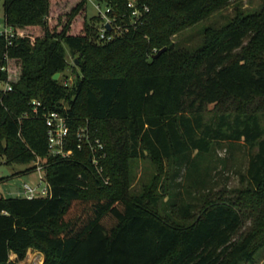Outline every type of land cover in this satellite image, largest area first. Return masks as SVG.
<instances>
[{
  "label": "trees",
  "instance_id": "trees-1",
  "mask_svg": "<svg viewBox=\"0 0 264 264\" xmlns=\"http://www.w3.org/2000/svg\"><path fill=\"white\" fill-rule=\"evenodd\" d=\"M89 1H3L15 36L9 44L0 35V80L13 69L18 77L0 99V161L34 169L36 157L48 155L33 100L68 117L65 148L73 152L49 156L50 197L0 195V264H16L10 255L21 259L29 249L44 254L43 264L254 263L264 247V108L254 105L264 99V0L206 27L196 49L172 36L231 0H137L149 7L143 24L119 34L107 27L105 39ZM92 1L115 23L130 22L129 0ZM67 51L78 57L70 86L53 78L70 66ZM79 127L104 143L108 183L90 144L77 147ZM224 141L256 148L237 195L197 208L152 189L130 192V159H172L175 175L199 174L201 159ZM247 220L254 226L242 232Z\"/></svg>",
  "mask_w": 264,
  "mask_h": 264
},
{
  "label": "rangeland",
  "instance_id": "rangeland-1",
  "mask_svg": "<svg viewBox=\"0 0 264 264\" xmlns=\"http://www.w3.org/2000/svg\"><path fill=\"white\" fill-rule=\"evenodd\" d=\"M3 1L0 0V25L5 22ZM261 3L262 0H231L230 4L223 9L174 34L172 40L193 49L199 48L202 45L206 27L222 26L234 16L236 8L254 10L259 8ZM101 9L103 11L104 6H101ZM88 15L89 17L99 16L98 30L101 28V24L107 21V18L98 11L92 1L88 3ZM113 30V34H119L117 29ZM67 59L70 66L65 69L63 74L60 73L58 79L63 84L70 86L76 78L75 67L79 71L75 62L78 57L67 51ZM9 71L12 77L18 73L16 69ZM254 105L258 106L259 109H263L264 99H258ZM213 113L214 111L209 110L207 112L208 117ZM214 145V149L201 159L199 174L188 173L183 168L178 175H175L177 164L172 159H162L161 161H155L149 157L130 159V172L133 178L130 192L141 194L152 189L154 195L166 197L169 195L173 198L176 196L177 202H193L197 204V208L203 206L204 203L236 194L234 190L244 187L246 184L242 182L241 175L246 172L249 157L256 148L251 149L242 141H224ZM30 165H33V162ZM24 182L35 185L37 183V172L29 169L28 165L7 164L0 161V195L5 197L22 196L21 190ZM159 207L170 208L169 204L164 203L162 200ZM172 208L171 212L177 211V207ZM177 218L183 222L192 220L180 216H177ZM252 226H254L253 222L247 220L242 232L252 228ZM10 258L16 260V264H43L44 262V254L36 249H29L21 259H17L15 254H11ZM241 264H264V247L257 253L254 263L244 262Z\"/></svg>",
  "mask_w": 264,
  "mask_h": 264
},
{
  "label": "built area",
  "instance_id": "built-area-1",
  "mask_svg": "<svg viewBox=\"0 0 264 264\" xmlns=\"http://www.w3.org/2000/svg\"><path fill=\"white\" fill-rule=\"evenodd\" d=\"M92 1V0H91ZM96 8L101 12L107 21L101 24L99 29L100 38L105 39V32L107 28V23L111 25V29H117L120 31H128L130 27L136 28L137 25L143 24L144 16L149 11L147 5L140 6L137 0H129L127 3V8L129 11L130 22L127 25H119L115 23V17H110L108 15L109 8H105L103 11L101 5L95 1ZM0 35H2L7 43H12V39L15 36V31L12 26H9L6 22L0 25ZM10 71H8V76L5 81L0 80V99L3 95L13 90V81L18 77V73L15 76H10ZM33 114L43 117L46 127H47V138H48V155L45 157L37 156L33 162V171L37 172V183L31 185L28 182L23 183V189L21 190V195L28 199L34 197H50L52 195L51 184L47 178L46 170L49 164V156L67 159L71 156L72 150L66 149L68 142V136L70 132V125L68 123V117L58 110L47 109L45 106L40 109L41 102L38 100H33ZM28 117L30 114L25 112L23 114ZM78 144L77 147L80 149L86 143L90 144L91 156L90 160L93 167L95 168L98 175H100L105 183L109 182V176L104 175V167L102 165V159L106 157V151L104 143L99 138H94L91 140L90 134L86 127H79L76 133Z\"/></svg>",
  "mask_w": 264,
  "mask_h": 264
},
{
  "label": "water",
  "instance_id": "water-1",
  "mask_svg": "<svg viewBox=\"0 0 264 264\" xmlns=\"http://www.w3.org/2000/svg\"><path fill=\"white\" fill-rule=\"evenodd\" d=\"M107 25V27L109 28V29H111V25L109 24V23H107L106 24ZM166 50V47H163V48H161L154 56L156 57V56H158V55H160L163 51H165ZM59 76H60V73L59 72H57V73H55L54 74V76H53V78L55 79V80H57L58 78H59Z\"/></svg>",
  "mask_w": 264,
  "mask_h": 264
}]
</instances>
